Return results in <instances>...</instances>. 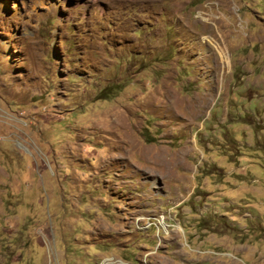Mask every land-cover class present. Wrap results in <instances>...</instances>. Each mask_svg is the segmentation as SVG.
Listing matches in <instances>:
<instances>
[{
  "label": "rangeland",
  "instance_id": "1",
  "mask_svg": "<svg viewBox=\"0 0 264 264\" xmlns=\"http://www.w3.org/2000/svg\"><path fill=\"white\" fill-rule=\"evenodd\" d=\"M0 264H264V0H0Z\"/></svg>",
  "mask_w": 264,
  "mask_h": 264
}]
</instances>
